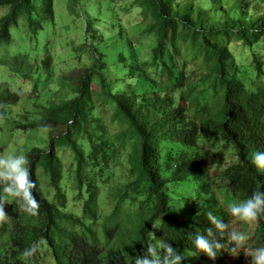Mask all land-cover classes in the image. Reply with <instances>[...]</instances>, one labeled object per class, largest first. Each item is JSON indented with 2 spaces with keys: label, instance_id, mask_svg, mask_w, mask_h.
Returning a JSON list of instances; mask_svg holds the SVG:
<instances>
[{
  "label": "trees",
  "instance_id": "16d2710c",
  "mask_svg": "<svg viewBox=\"0 0 264 264\" xmlns=\"http://www.w3.org/2000/svg\"><path fill=\"white\" fill-rule=\"evenodd\" d=\"M54 1L0 0V8L5 10L0 17V55L14 61L11 71H28L32 64L26 62V56L9 51L10 30L21 23L31 30V35H37L51 21ZM133 5L141 9L144 24L141 35L152 39L151 58L135 57L129 41L116 42L114 34H106V45L115 50L117 71H127L134 86L130 92L124 86L112 91L106 78V61L112 56L90 41L97 31L86 19L96 11L103 15L105 5L69 0V9L80 11L86 33L92 35L89 39L84 37L82 46L89 52L91 64L75 81L70 77L61 80V88L71 93L70 98L61 95L60 100L42 108L39 118L22 126L31 131L61 130L49 137L45 148L35 147L25 154L30 178L37 185L33 195L39 201L38 215H28L14 198L0 191V200H6L3 209L8 216V222L0 221V238L8 246L7 263L25 258L24 249L38 242L37 249L45 247L54 264H132L137 255L144 253V245L158 221V238L169 240L185 255L181 264L223 261L230 254L227 249L232 247L227 234L219 238L226 248L215 259L203 253L194 255L192 244V235L210 227L208 212L229 223L223 211L213 210L198 200L194 203L195 213L193 205L178 217L174 213V197L169 193L174 189L172 185L198 179L205 167L202 154L186 157L169 167L164 163L168 155L159 145L164 141L159 129L185 118L187 109L182 104L194 110L198 123V128L185 136L183 144H193L202 130L203 134L232 145L237 163L218 174L231 197L241 201L256 190L264 191V171L258 170L251 160L254 152L264 151V78L262 86L247 88L238 73L239 77L229 71L231 54L227 47L234 40L249 49L260 46L264 51V11H255L254 6L249 7L243 0H135ZM108 24L111 28V22ZM39 45L36 40L35 49ZM188 53L196 59L194 72L199 76L194 81L177 78L175 73L176 59ZM254 64L255 73L262 76V61L254 58ZM182 87H187V91L177 99L182 100L177 104L174 95ZM209 91L212 96L206 100L202 95ZM20 98L17 93L0 88V121L10 115L7 106ZM160 107L164 108L162 112ZM107 118L115 120L120 129L115 139L129 149L128 182L117 192L111 213L98 229L101 216L97 211V188L90 174L108 177L110 171L102 166L117 151L112 140L102 135L106 127L102 123ZM79 140L87 142L88 152ZM58 149L74 155L72 181L83 201L81 217L64 206L61 182L65 174L56 154ZM42 178L47 179L48 187L54 191V203L43 194ZM253 239L258 246L264 245V215L255 222Z\"/></svg>",
  "mask_w": 264,
  "mask_h": 264
},
{
  "label": "rangeland",
  "instance_id": "374dc122",
  "mask_svg": "<svg viewBox=\"0 0 264 264\" xmlns=\"http://www.w3.org/2000/svg\"><path fill=\"white\" fill-rule=\"evenodd\" d=\"M86 1L91 4L105 5L106 8L103 15H101L103 12L96 11L97 13L94 12L91 17L86 16V19L88 18L91 21L93 30L97 31L90 41L94 46L103 47L105 49L104 53L112 56L110 60L106 61L107 81L111 84L112 91L124 86L126 91L130 92L134 88L133 83L128 80L127 71H117L116 59L113 57L115 50L110 45H106L104 38L106 34L110 33L115 35L116 42H120V39L122 41L126 40V42L129 41L134 49L135 57L150 60L152 39L141 35V30L144 27L140 16L141 9L133 5L135 0ZM243 1L249 7L254 6L255 11H264V4H262L264 0ZM68 6L69 0H55L51 21H47L37 35H31V30L25 28L21 23L10 30L9 51L26 56V62H30L32 68L28 71L24 69L21 73H15L11 71L14 61L9 60L5 55H0V88H5L11 93H17L21 97L15 104L7 106L10 115L0 121V154L16 153L25 155L32 148H45L49 137L55 134L56 131L61 130L46 128L31 131L23 129L22 126L39 118L42 108L51 101L60 100L61 95L66 94L67 98H70L71 93L66 88H61V80L70 77L72 81H75L81 72L91 64L89 52L82 46L84 37L87 36L89 39L92 35L86 33V23L80 15V11L72 7L70 10ZM4 12L5 10L0 8V17ZM99 12L100 15L97 17ZM83 16H85L84 12ZM108 22H111V28ZM119 32L121 34L120 38L118 37ZM36 40L40 42V47L37 49H35ZM227 47L231 54L230 73H235L237 77H239V74L244 79L247 88L255 89L262 86L261 82L264 78L263 49L260 46L249 49L234 40H231ZM254 58L263 63L262 76L257 75L254 71ZM195 63L196 59L191 53L181 54L175 62L176 77L189 78L194 81L199 76L197 71L194 72ZM186 91L187 87H182L174 95L177 104L182 101L177 99L183 96ZM211 96L210 91L202 95L206 100L211 99ZM182 105L187 109L185 118L173 120L167 126L159 129L160 137L164 140L159 145L166 150L168 155L164 157V163L169 167V164L180 162L186 157L202 154L205 158V167L203 171L199 172L198 179L192 178L183 185L181 183L172 185L174 189L170 190L169 193L174 197L175 216L178 217L183 213H187L189 206L192 205V213H195L194 203L200 200L201 203L213 210L223 211L229 219L231 228L242 230L248 234V250L257 247L258 245L253 239L255 222L247 224L238 222L228 214V204L238 200L231 197L225 187V181L218 176L220 172L237 163L232 145L219 137H209L203 134L202 130H199L193 144H183L185 136L192 129L198 128V123L194 119V110L190 106ZM163 109V107H160L159 111L162 112ZM105 121L102 123L103 126H106L102 131V135L112 140L117 147V151L114 158L109 160L106 166H102L110 171L108 177H100L97 173L90 174L94 177L92 184L97 188V211L101 216L99 225H96L98 229L103 225L104 219L111 213L116 202L117 192L128 182L126 166L129 149L122 146L120 140L115 139L120 130L116 121L110 118L105 119ZM79 143L85 152L89 151L87 142L79 140ZM56 154L60 167L65 174L61 182L64 206L72 214L81 217L83 215V201L79 197V190L72 181V173L75 168L74 155L66 149H58ZM41 182L45 198L54 203V191L48 187L47 179L42 178ZM4 222H8V219ZM159 226L160 221L154 225L149 240L153 236L158 238ZM238 251V255L233 256L230 254V257L220 262L198 260V263L250 264V258L242 250ZM7 253L6 240L0 238V264H54L50 252L45 247L37 249L31 258H22L19 262L11 261L7 263L5 261Z\"/></svg>",
  "mask_w": 264,
  "mask_h": 264
},
{
  "label": "clouds",
  "instance_id": "9594fccd",
  "mask_svg": "<svg viewBox=\"0 0 264 264\" xmlns=\"http://www.w3.org/2000/svg\"><path fill=\"white\" fill-rule=\"evenodd\" d=\"M251 160L258 170L264 171V151L254 152ZM29 169L24 154H0V191L14 198L25 213L36 216L40 205L33 195L37 185L35 180L30 178ZM4 201L6 200H0V221L8 217L3 209ZM227 212L235 221L245 224L256 222L264 215V191L256 190L241 201L229 203ZM207 221L210 227L205 228L203 233L196 232L192 235L194 255L203 253L209 259H215L219 252L226 248V243L221 242L219 238L227 234V242L232 244L227 251L231 255H238V250H242L250 258V264H264V245L248 250L249 236L246 232L231 228L229 223L212 212L207 213ZM168 241L153 236L144 245V253L137 255L132 264H181L185 255L178 252ZM37 243L34 242L24 249L22 255L31 258L37 251ZM230 254H226L224 259L230 257Z\"/></svg>",
  "mask_w": 264,
  "mask_h": 264
}]
</instances>
